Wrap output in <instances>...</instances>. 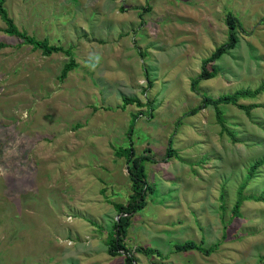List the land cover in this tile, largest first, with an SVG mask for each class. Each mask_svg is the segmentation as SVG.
Segmentation results:
<instances>
[{
    "label": "rangeland",
    "instance_id": "374dc122",
    "mask_svg": "<svg viewBox=\"0 0 264 264\" xmlns=\"http://www.w3.org/2000/svg\"><path fill=\"white\" fill-rule=\"evenodd\" d=\"M5 7L19 30L70 47L76 66L60 80L69 56L43 55L5 33L0 18V264H43L61 249L91 248L94 258L81 253L79 263L123 264V254L100 247L114 230L113 203L131 194L132 163L115 153L130 145L147 157L152 186L123 245L133 264H264V201L251 198L264 196V163L232 214L251 165L264 159V90L239 99L258 105L248 114L219 104L225 129L202 104L204 96L264 84V0H6ZM228 13L240 22L237 43L193 89L202 60L227 41ZM123 97L141 104L123 106ZM186 240L218 246L177 251Z\"/></svg>",
    "mask_w": 264,
    "mask_h": 264
},
{
    "label": "trees",
    "instance_id": "16d2710c",
    "mask_svg": "<svg viewBox=\"0 0 264 264\" xmlns=\"http://www.w3.org/2000/svg\"><path fill=\"white\" fill-rule=\"evenodd\" d=\"M6 0H0V18L5 23L4 32L15 36L22 40L23 43L29 44L32 46L33 49H38L41 51L43 55H50L54 52H63L69 56L68 61L63 65L59 78L60 80L64 79L68 72L75 68L76 62L74 60L72 51L70 47L65 48L64 46L56 43L49 42L48 39H38L34 36L28 35L25 31L19 30L15 25L13 19L9 16L7 8L5 7ZM225 23L228 29L227 41L223 44L219 45L213 53L204 58L201 62V70L200 74L191 80V87L194 89L196 84L203 79H209L213 77L216 73V68L213 66H209V63L218 59L221 55L226 53L228 50L235 47L237 43V28L240 27V22L233 17L231 14H227L225 17ZM264 90V84L251 90L248 88H242L239 90L234 91L233 93H227L221 95L217 98H212L208 96L203 97V106L212 105L215 109V115L217 121L220 123L221 127L225 129L223 126V118L221 116V111L218 108L219 104H232L236 105L240 109H243L247 114L249 113L250 109L253 107L258 106L257 104H241L238 103L240 98L246 97H255L261 91ZM129 103H135L140 105L141 103L137 98H127L123 97V106ZM170 146V145H169ZM170 148V147H169ZM117 156H125L127 163L131 162L132 165L129 166L128 173L131 178V194L128 196L125 202H118L113 203L114 208L117 211V219L114 223V230L113 233L108 237L107 245H108V252L111 255L119 254V253H127L125 255V263L126 264H133L132 262L134 259L131 256V252H129L123 245V240L126 237L127 230L130 224L131 217L135 212L144 208L146 205V192L152 190V186L146 181L144 168L142 166V161L146 159V156L135 157L134 149L132 146H128L126 148L118 149L115 151ZM167 155L171 154V150H167ZM264 163V159L256 160L250 167L246 179L242 184L239 186L237 191V197L232 207V214L235 216L238 214L240 205L243 200L247 197H244L242 194V190L245 187L247 181L252 177L255 169ZM251 198L255 200H262L264 201V196H252ZM217 244L210 246V247H203L201 243L194 242L192 240H186L182 243H176L175 249L177 251H186V250H198L202 253L209 254ZM140 250V249H139ZM143 251L146 254H153L157 253L151 248H143ZM135 252H137V247L135 248Z\"/></svg>",
    "mask_w": 264,
    "mask_h": 264
},
{
    "label": "crops",
    "instance_id": "0c3cea01",
    "mask_svg": "<svg viewBox=\"0 0 264 264\" xmlns=\"http://www.w3.org/2000/svg\"><path fill=\"white\" fill-rule=\"evenodd\" d=\"M125 239H126V237L124 238L123 243H125ZM106 244H107V240H106ZM104 248L103 247H100V250H106L108 256H115V255H117V254H115V255L109 254V252H108V245L106 246L105 249ZM92 252H96V249L95 248H91V249H89V252H84L82 250L76 251V252H71L69 250L61 249L60 250V253H59V257H54V258H52V260H49L47 258H44V262L45 263H43V264H81V262L80 263L78 262V259L80 260V258H79L80 257V254L81 253H86V254L91 255L93 257L94 255L91 254ZM101 252L103 253V251H101ZM134 253H135V249H134ZM45 254H48V253H45ZM119 254H123L125 256L127 253L124 254L122 252V253H119ZM74 261H77V262H74ZM98 261L99 260L92 259L90 261V263H92V264H99V263H97ZM110 264H112V263H110ZM123 264H126L125 263V259H124Z\"/></svg>",
    "mask_w": 264,
    "mask_h": 264
},
{
    "label": "built area",
    "instance_id": "2783aa9c",
    "mask_svg": "<svg viewBox=\"0 0 264 264\" xmlns=\"http://www.w3.org/2000/svg\"><path fill=\"white\" fill-rule=\"evenodd\" d=\"M67 243H68V244H70V243H71V241H68Z\"/></svg>",
    "mask_w": 264,
    "mask_h": 264
}]
</instances>
